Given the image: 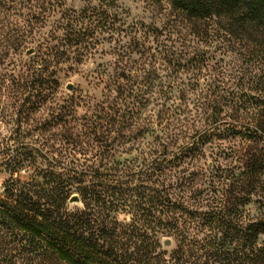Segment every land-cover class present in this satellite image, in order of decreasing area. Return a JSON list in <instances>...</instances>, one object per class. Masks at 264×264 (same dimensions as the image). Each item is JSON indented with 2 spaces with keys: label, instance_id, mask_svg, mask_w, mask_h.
<instances>
[{
  "label": "trees",
  "instance_id": "obj_1",
  "mask_svg": "<svg viewBox=\"0 0 264 264\" xmlns=\"http://www.w3.org/2000/svg\"><path fill=\"white\" fill-rule=\"evenodd\" d=\"M163 2L197 37L208 38L215 27L257 45L262 74L253 87L237 95L234 88L185 85L179 76L202 72L198 57L175 51L155 27L127 26L114 0L80 13L62 10V37L41 41L26 71L9 75L13 59L36 43L28 35L36 12L11 23L21 0H0V102L15 90L26 117L32 106H55V131L42 133L38 151L48 164L32 169L19 153L0 158L10 170L0 191V264H264V216L247 210L263 202L264 191V0H156ZM99 33L117 45L114 73L96 75L102 101L61 98L59 66L72 54L79 62L92 54ZM36 84L50 93L27 95ZM229 107L233 123L223 116ZM236 128L247 140L240 173L209 168L199 178L206 146ZM132 151L137 157L119 160ZM20 167L32 169L29 179L16 176ZM74 195L82 209L70 210ZM113 212L130 219L121 222ZM165 238L172 239L170 251Z\"/></svg>",
  "mask_w": 264,
  "mask_h": 264
},
{
  "label": "rangeland",
  "instance_id": "obj_2",
  "mask_svg": "<svg viewBox=\"0 0 264 264\" xmlns=\"http://www.w3.org/2000/svg\"><path fill=\"white\" fill-rule=\"evenodd\" d=\"M114 1L120 7L122 20L127 23V26L136 24L141 26L143 24L155 27L163 32L164 38L167 37L168 39V45L174 47L175 51L183 52L184 56L191 55L192 57L196 55L198 57V61L203 64L202 72L200 74L195 72L199 74L196 77L191 76V73L179 76L180 79L182 78L181 82L187 86L191 85L190 88L192 89H206L209 86L213 89L234 88L236 89L234 93L241 95L240 91L253 87V82L262 74L259 65L260 51L257 45L245 41H235L225 35L224 32H220V28L216 29L215 27L211 29L208 38L197 37L189 32L186 25L174 20V17L170 15L168 5L164 2L157 4L156 0ZM98 3L99 0H65L63 6L57 7L55 0H21L20 7L17 9L18 17H13L10 22L16 20L25 23L36 12V18L32 20L33 23H36V27L32 32L28 28L30 32H28V35L31 39H35L36 43L30 45L28 51L22 55H17L13 59V64L8 67L9 75L13 73L15 76H20L26 71L30 61L36 59L38 44L41 41L52 37L54 33L62 37L63 30H57L62 10H74L80 13L89 6H97ZM34 6H37L38 9ZM96 37L99 40L92 54H88L80 62L72 54L69 62L59 66L61 69L59 73L61 78L59 96L61 98L75 99L76 102L79 101V98L92 102L102 101L104 85L96 80V75L105 71L111 75L114 73L117 45L116 38H111L107 33H99ZM6 66H4V69ZM165 75L164 73L163 76ZM69 84L73 85L72 90L67 89ZM35 86L31 89L25 87L27 95L31 93L39 99L50 93L46 86L40 87L39 84ZM15 89L16 91H22L18 87ZM16 94L13 90L7 96L5 95L0 102V158L19 153L29 160L25 165H31L32 169L36 166L41 167L48 164V160L47 155H45L46 152H38L41 151L40 137H42V133L48 135L55 131V128L50 127L55 106L49 102H45L41 110H37L35 106H32V113L26 117L22 112L23 100H16ZM190 100L191 102L195 101L196 95H191ZM32 102H34V98L25 106L30 107ZM78 111V117L83 116L85 113L82 109ZM223 116H226L225 118L232 123L234 122L233 117H237L235 112H232L231 107L225 109ZM44 125H47L46 129L40 130ZM228 129L221 135L218 133L200 156L197 163L199 178H201L202 171L209 168L214 175H224L225 173V175L231 177L233 173H240L238 156L239 152L246 146L247 140L243 134L244 130L241 128ZM137 155L138 152L132 151L121 155L119 160H132ZM43 156L46 158H43ZM2 162L0 161V191L2 185L10 178V170ZM32 169L27 171L22 168L16 176L20 175L23 179H29L33 174ZM260 199L263 200L261 204H252L247 207L252 217L264 216V191ZM82 207V204L69 203L70 210L82 209ZM111 215L121 222H127L130 219V216L125 213L113 212ZM166 239L171 240V245L165 246L164 242L162 244L165 249L170 251L173 242L171 238H165L164 241Z\"/></svg>",
  "mask_w": 264,
  "mask_h": 264
},
{
  "label": "water",
  "instance_id": "obj_3",
  "mask_svg": "<svg viewBox=\"0 0 264 264\" xmlns=\"http://www.w3.org/2000/svg\"><path fill=\"white\" fill-rule=\"evenodd\" d=\"M68 90H72L73 89V85L72 84H69L68 87H67ZM69 203L70 204H81V199L78 195H74L70 198L69 200ZM164 245L165 246H170L171 245V240L170 239H166L164 241Z\"/></svg>",
  "mask_w": 264,
  "mask_h": 264
}]
</instances>
